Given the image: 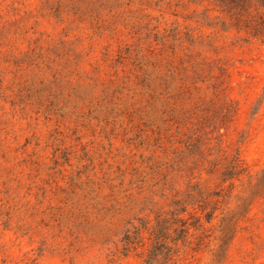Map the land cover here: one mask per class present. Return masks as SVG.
<instances>
[{
    "label": "rangeland",
    "instance_id": "374dc122",
    "mask_svg": "<svg viewBox=\"0 0 264 264\" xmlns=\"http://www.w3.org/2000/svg\"><path fill=\"white\" fill-rule=\"evenodd\" d=\"M55 1L0 0V264H264V43L211 50L181 8L223 91L163 113L116 61L138 37ZM134 232L146 249L124 254Z\"/></svg>",
    "mask_w": 264,
    "mask_h": 264
},
{
    "label": "trees",
    "instance_id": "16d2710c",
    "mask_svg": "<svg viewBox=\"0 0 264 264\" xmlns=\"http://www.w3.org/2000/svg\"><path fill=\"white\" fill-rule=\"evenodd\" d=\"M190 7L198 17L195 20L199 21L197 30L205 27L210 31L207 37L211 50L226 48L224 42L229 35L234 41L253 43L260 40L264 43V19L248 0H57L50 9L55 16L67 14L74 20L89 21L97 29L104 23H117L137 36L139 40L134 52L126 51V55L119 52L116 61L122 63L129 59L142 101L146 106L161 101L163 113L182 109L191 115L196 114L197 102L203 100V93H209L212 100L219 97L223 89L215 81L224 76L226 67H215L201 52L195 53V41L202 39V34L178 21L179 10ZM198 7L201 11L197 13ZM220 39L224 40L221 45L214 44ZM215 68L220 74L214 72ZM193 101L196 104H191ZM237 160L232 165L235 168L240 163ZM197 178L199 183L201 171ZM210 220L211 217L207 222ZM188 229V226L183 229L185 238ZM167 238L148 229L146 239L150 247L147 251L163 247ZM176 239L172 238V241ZM122 243L124 254L137 248L144 249L146 245L144 237L136 232L126 233Z\"/></svg>",
    "mask_w": 264,
    "mask_h": 264
}]
</instances>
